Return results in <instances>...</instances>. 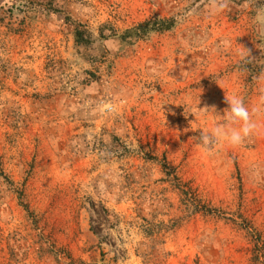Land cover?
<instances>
[{
	"label": "rangeland",
	"instance_id": "1",
	"mask_svg": "<svg viewBox=\"0 0 264 264\" xmlns=\"http://www.w3.org/2000/svg\"><path fill=\"white\" fill-rule=\"evenodd\" d=\"M262 15L264 0H0V264L66 262L53 246L87 264H256ZM153 17L175 27L112 35ZM232 96L256 133L204 149Z\"/></svg>",
	"mask_w": 264,
	"mask_h": 264
},
{
	"label": "trees",
	"instance_id": "2",
	"mask_svg": "<svg viewBox=\"0 0 264 264\" xmlns=\"http://www.w3.org/2000/svg\"><path fill=\"white\" fill-rule=\"evenodd\" d=\"M175 20L174 18H160V17H153L150 19H147L145 21H142L135 26L127 29L123 34H118L117 32L115 34H112L117 37H119L123 41L133 40L134 42L138 40H144L147 39L148 36L152 33H164L166 31H170L175 27ZM76 39L77 41L81 42L84 38V32L83 30L77 28L75 31ZM103 37H106L102 32ZM165 168H168L166 164H164ZM169 172V170H168ZM192 190H184V193H191ZM22 197H20L21 199ZM22 206L25 208V210L28 212L30 216L33 217V213L30 212V209L28 208L27 204H23ZM197 207H199L200 210H202L205 214L209 215H217L220 217H225L224 212L216 209L207 207L206 205L197 204ZM34 223H36L35 218L33 219ZM248 230L251 232L252 237L254 238V246L252 249V261L256 264H264V241L262 240L259 232L253 227V226H247ZM51 254H54L57 258H65L66 262L63 264H87L83 260H79L76 258H73L67 250H61L56 249L55 247H51Z\"/></svg>",
	"mask_w": 264,
	"mask_h": 264
},
{
	"label": "clouds",
	"instance_id": "3",
	"mask_svg": "<svg viewBox=\"0 0 264 264\" xmlns=\"http://www.w3.org/2000/svg\"><path fill=\"white\" fill-rule=\"evenodd\" d=\"M258 22L264 24V15L259 18ZM222 43L226 45L228 41L224 40ZM153 74H155V72ZM226 101L229 107L226 109L227 118L225 122L217 124V126L209 132L201 131L200 133V144L206 150L210 149L220 140H225L231 147H238L257 131L258 126L253 121L248 108L244 105L240 97H226ZM205 110H207V108H205Z\"/></svg>",
	"mask_w": 264,
	"mask_h": 264
}]
</instances>
